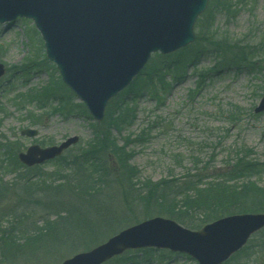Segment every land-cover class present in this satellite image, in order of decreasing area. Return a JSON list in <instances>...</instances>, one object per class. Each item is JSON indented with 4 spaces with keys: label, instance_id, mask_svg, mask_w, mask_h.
<instances>
[{
    "label": "rangeland",
    "instance_id": "374dc122",
    "mask_svg": "<svg viewBox=\"0 0 264 264\" xmlns=\"http://www.w3.org/2000/svg\"><path fill=\"white\" fill-rule=\"evenodd\" d=\"M227 1H231V11H213V30L220 34L218 37L227 36L236 43L262 45L257 56L261 67L227 68L211 74L208 71L218 65V59L207 50L192 63L182 65V69L173 68L170 73L155 61L152 75L147 76L143 72L157 57L152 56L130 86L110 100L101 123L91 117L62 82L32 21L19 20L13 27L0 25V65L4 66L0 77V184L4 188L7 185L6 190L12 186L8 198L0 204V213L5 215L16 209L31 213L29 209L33 208L39 225L48 216L55 219V208L73 218L72 234L59 247L39 251L29 262L20 260L18 264H62L124 229L152 218H167L158 214V204L144 199L150 188L147 184L157 191L161 186L153 184L158 182L170 181V186L176 188L200 172L207 176L219 174L223 171H218H225L236 150L245 147L253 151L255 160L264 163V112H254L264 99V0ZM215 4L217 0H209L208 9ZM205 14L197 21L196 33L202 31L204 20H200ZM189 55L183 53L181 62ZM177 57L176 53L167 58V64ZM151 78L153 86L148 85ZM123 100L135 109V114L131 122L118 129L111 126L108 113L124 105ZM109 128L116 145L129 142L126 154L130 156L132 173H124L110 151L99 154L88 149L100 140L96 139L97 134ZM26 129L37 130L38 137H22L20 134ZM72 137H79V143L61 159L44 166L26 171L14 158L15 152H24L31 145L46 148ZM91 152L98 156L91 161L88 158L85 164L87 160L82 157ZM103 163L108 174L112 172L111 177H104L103 181L97 174L90 181L79 178L80 172L89 175L94 165ZM26 177L32 184L47 181L58 192L46 193L38 185L32 190L35 195L25 197ZM253 179L264 187V170ZM257 244L261 243L252 238L244 252L225 264H264V246L258 248ZM137 261L197 264L187 255L157 249L130 250L106 264H138Z\"/></svg>",
    "mask_w": 264,
    "mask_h": 264
},
{
    "label": "water",
    "instance_id": "95a60500",
    "mask_svg": "<svg viewBox=\"0 0 264 264\" xmlns=\"http://www.w3.org/2000/svg\"><path fill=\"white\" fill-rule=\"evenodd\" d=\"M209 0H0V24L18 18L34 21L48 58L64 83L83 101L97 121L110 99L128 87L152 53L169 54L192 44L195 24ZM4 66L0 65V77ZM264 111V99L255 110ZM35 138L38 132L25 130ZM30 147L19 154L27 167L44 164L76 144ZM264 229V214L233 215L200 231L155 218L123 230L104 244L62 264H105L126 251L143 248L187 254L199 264H223Z\"/></svg>",
    "mask_w": 264,
    "mask_h": 264
},
{
    "label": "trees",
    "instance_id": "16d2710c",
    "mask_svg": "<svg viewBox=\"0 0 264 264\" xmlns=\"http://www.w3.org/2000/svg\"><path fill=\"white\" fill-rule=\"evenodd\" d=\"M217 8L222 11H231V1L229 3L227 0H217L214 8L209 7L207 13L200 20H204V23L201 27L202 31L200 32L199 30L196 33V43L190 49L188 48L179 52V57L172 64H167V58L169 57L158 56L155 58L158 66H163L171 72L170 70L172 68H179L180 64L192 63L198 55L206 54L208 50L210 51V55H214L218 59V65L208 71L211 74L227 68L256 69L258 66L261 67V62L257 61V56L263 49L262 45L254 46L252 44L236 43L227 36L223 38L218 37L220 34L216 30H213V24L210 23L213 18V11H217ZM199 23L197 25L198 29ZM185 52L190 55L186 58V61L181 62L180 57H184L183 53ZM153 66L154 62L147 68L144 75H152L151 71ZM263 68H261V72L264 73ZM204 74L202 73L200 75L202 80L205 77ZM153 82L151 78L148 81V85L153 86ZM122 104H124V100ZM118 107L117 111L116 109L114 111L110 110L108 116L113 121L111 126L120 129V126L130 121L131 117L133 120L135 109L130 104H124ZM108 130L110 132L98 133L96 139L100 137V140H96V142L90 144L88 149H91L95 153L98 151L99 154L110 151L111 155L118 159L122 171L125 173L128 170L132 173L133 169L128 165L130 156L126 154L129 142L123 146L116 145L113 139L111 140V129L109 128ZM95 153L91 152L89 155H85L84 159L87 160L90 158V161L91 159L95 160V157L98 156ZM253 156V151L246 147L238 149L235 152L234 158H231L226 163L225 171L220 170L218 172H223L211 176L204 175L202 174L203 172H200V174L194 175L186 181L177 184L176 188L170 186V181L153 184L155 187L161 186L157 191L152 190V184H147L146 187L150 186V188L149 192L147 191L146 195H144V199L148 203L153 202V204H158L156 207L161 211L158 214L165 215L167 218L175 220L191 230H199L205 225L226 216L264 213V187L260 186L253 179L264 170V163L255 160ZM14 158L17 160L16 152L14 153ZM93 168L94 172H89V175L80 172L78 175L79 178L90 181L91 176L97 174L99 180L103 181L104 177L107 179L109 176H112L108 174L109 172H107L108 170L105 167L103 168L96 164ZM25 170L29 171L26 168ZM47 184L48 182L44 180L39 184H32V180L26 177L24 186L28 187V189H25V197L35 195L32 190L33 187L38 188V185H41L39 190L45 189L47 190L46 193L52 194L58 192H54L58 188H53ZM6 189H8L7 185L4 188L0 184V204L8 198L7 195L9 190L12 189V186L9 190ZM93 195L91 194L90 196ZM29 211L31 213L23 210L19 213L16 209L5 215L0 213V264H18L20 260L29 262L39 251L56 249L63 241L67 240L65 238L71 236V229L73 228L71 220L73 218L69 216V213H63L64 211H61V209L55 208L53 212L56 216L55 219L52 220L48 216L47 220H42L41 225H39L34 219L36 214L35 209L30 208ZM255 237L254 239L258 243H261L257 244V247H263L264 230ZM246 249L242 250L239 254ZM54 253L57 254L58 252L56 251ZM137 263L139 264L138 261Z\"/></svg>",
    "mask_w": 264,
    "mask_h": 264
}]
</instances>
